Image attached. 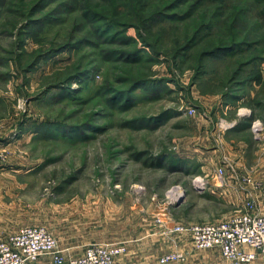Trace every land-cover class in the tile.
<instances>
[{"label":"rangeland","instance_id":"1","mask_svg":"<svg viewBox=\"0 0 264 264\" xmlns=\"http://www.w3.org/2000/svg\"><path fill=\"white\" fill-rule=\"evenodd\" d=\"M142 1L0 0V237L40 225L67 260L162 263L186 255L165 223L241 208L195 179L220 128L264 160V1Z\"/></svg>","mask_w":264,"mask_h":264},{"label":"built area","instance_id":"2","mask_svg":"<svg viewBox=\"0 0 264 264\" xmlns=\"http://www.w3.org/2000/svg\"><path fill=\"white\" fill-rule=\"evenodd\" d=\"M231 171L236 178V188L246 190L252 182L248 172H238L227 158L214 173L224 181L226 172ZM201 181L206 184L202 177ZM170 213H168L169 215ZM167 215V216H168ZM159 222L165 223L161 218ZM166 232L187 236L196 249H219L227 264H247L264 256V210L256 196L248 193L241 208L217 221L203 223H165ZM125 246H92L80 258L67 260L51 231L46 227L24 226L11 234L0 237V264H36L43 255H50L56 264H112L117 255L125 251ZM186 255L179 251L164 254L162 263L185 260Z\"/></svg>","mask_w":264,"mask_h":264},{"label":"crops","instance_id":"3","mask_svg":"<svg viewBox=\"0 0 264 264\" xmlns=\"http://www.w3.org/2000/svg\"><path fill=\"white\" fill-rule=\"evenodd\" d=\"M256 126H259V124L255 125V127ZM239 133H244V131L234 129L232 131L230 130L228 132H225L222 131L221 128L219 130L217 129V134L220 138L219 141L220 143L223 142L222 147L219 146V141H217V139L215 140L214 137L212 141L210 139V136H208V138L207 136H205L204 139L207 142V151L206 154L199 153V155L201 156L200 158L204 159V164L201 165V171L198 174H200L202 178L205 179V181L208 180V183L206 182V187L211 190V192H214L215 194L217 193V195H221L222 193L225 195V197L229 198L230 202H234L235 204L238 203L239 206L240 204L242 206L247 193L236 188V178L234 179V177H232L231 171L226 172L224 181H220V179L214 173L215 169L222 165L223 159L227 157L236 166L238 172H248L250 174L252 183L246 184L245 188L249 192H252L253 195L257 196V191L259 190V188L256 186L255 180L260 178L261 173L264 174V160L263 157H261V159L257 160L256 162L247 161L245 150H247L248 145L246 144V142L237 140V147L235 148V137ZM261 133L264 134V129ZM223 149L225 150V153L222 152ZM261 154L264 153L262 151H259L260 156ZM184 238H186L184 240V243L186 246L185 253L187 255V261L181 264H227L221 254V251L218 248L196 249L187 236H184ZM113 264L163 263H160L159 259H157L156 257L154 260L152 256H147V253L142 248L134 247L132 250L129 249L128 253L119 257L118 260ZM247 264H264V256H260L255 261Z\"/></svg>","mask_w":264,"mask_h":264},{"label":"trees","instance_id":"4","mask_svg":"<svg viewBox=\"0 0 264 264\" xmlns=\"http://www.w3.org/2000/svg\"><path fill=\"white\" fill-rule=\"evenodd\" d=\"M184 1H186V0H184ZM263 1H264V0H263ZM139 4H140V5H143V1H142V0H139ZM159 12H160V10L157 11L156 13L158 14ZM154 17H155V13L151 15V18H154Z\"/></svg>","mask_w":264,"mask_h":264},{"label":"bare ground","instance_id":"5","mask_svg":"<svg viewBox=\"0 0 264 264\" xmlns=\"http://www.w3.org/2000/svg\"><path fill=\"white\" fill-rule=\"evenodd\" d=\"M198 180L201 181L200 178H199ZM198 180H197V181H198ZM181 195H182V194H181Z\"/></svg>","mask_w":264,"mask_h":264}]
</instances>
